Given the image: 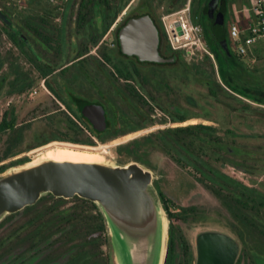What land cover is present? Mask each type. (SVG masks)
Listing matches in <instances>:
<instances>
[{"label":"flooded vegetation","instance_id":"af4514ba","mask_svg":"<svg viewBox=\"0 0 264 264\" xmlns=\"http://www.w3.org/2000/svg\"><path fill=\"white\" fill-rule=\"evenodd\" d=\"M79 1L30 0L25 14L6 13L18 29V15L25 16L24 31L19 30L25 36L27 52L21 54L27 67L17 71L0 62V171L28 160L33 151L42 154L40 149L50 144L41 142L50 138L87 149L72 151L100 156L96 150L109 152L100 149L101 141L143 129L133 126L151 120L155 108L163 114L158 121L170 124L160 129L189 125L179 123L193 117L178 109L172 86L178 75L191 76V59L171 46L158 0ZM142 16L150 18L158 34L161 62L119 48L120 30ZM165 108L187 118L172 121ZM158 130L117 142L112 154L117 161H141L154 172L169 220L164 264H194L190 229L208 220L222 223L240 242L233 264H264V191L254 182L263 154L218 132L188 133V140L169 142L158 139ZM136 138V152L134 143L119 147ZM152 150L160 159L151 158ZM225 164L248 180L225 173ZM0 264H112L103 216L94 202L77 195L42 196L0 223Z\"/></svg>","mask_w":264,"mask_h":264},{"label":"water","instance_id":"95a60500","mask_svg":"<svg viewBox=\"0 0 264 264\" xmlns=\"http://www.w3.org/2000/svg\"><path fill=\"white\" fill-rule=\"evenodd\" d=\"M209 2L213 25H223L222 5ZM0 20L25 36L0 7ZM119 48L141 60L161 62L158 34L148 16L132 19L119 32ZM97 110V109H96ZM48 194L74 195L95 203L103 216L112 264H164L169 220L154 185V172L133 158L117 161L40 154L0 171V223ZM191 233L194 264H233L240 248L221 224H200Z\"/></svg>","mask_w":264,"mask_h":264},{"label":"rangeland","instance_id":"374dc122","mask_svg":"<svg viewBox=\"0 0 264 264\" xmlns=\"http://www.w3.org/2000/svg\"><path fill=\"white\" fill-rule=\"evenodd\" d=\"M13 1L14 5L20 4V7H22L21 10H23L24 8L22 5L24 3L27 5L30 0H27V3L22 0ZM42 1L46 2V0H40V2ZM135 1L136 0H134V2ZM49 2L55 5H61L63 3H68L69 0H49ZM249 2L253 3L254 0H249ZM162 11L163 8L161 9L162 16L167 14V12ZM18 16H20V14ZM172 18L173 17H170L168 20ZM225 19L227 22L230 19L232 22H241L242 25L245 26L247 25L246 20L253 22L255 16L252 10H250V5L245 4L242 6L241 0H234L233 3H229L225 13ZM202 44L206 50L194 47L188 53L192 65H198L200 68H192V74L189 78L179 77L178 75L176 80L172 81V86L176 91L174 101L176 102L178 109L184 108L193 116L185 122L179 123V125L194 123L212 125L217 128V132L226 141H234L237 144H241L256 151L257 154H263V158H261L263 161H258L257 163L258 169L254 177V182L257 189L264 191V104L254 102L252 100L254 99V96L252 95L245 94L247 97H244L227 87L226 88L236 96L223 94L217 86V83H221L220 74L217 72V64L213 57L206 52L210 51L208 50L204 40ZM255 47L262 49L259 55H255L253 50H251L242 57L244 65L249 69V72H247L241 67L245 72L242 79L247 81L251 92L257 97V99L264 102V43L256 44ZM10 49L13 58L19 63L20 67L23 69L26 68L27 64L25 63L23 54L12 46L5 35H0V53L5 54V52ZM206 55H209L210 59L207 58ZM5 66L6 65H3L2 67ZM212 81L215 83V86L211 85L210 82ZM210 89H214L216 94H210ZM168 107L172 109L170 105ZM152 113L153 117L145 123V127L143 129L138 132H132L124 138L101 141L99 143L101 146L100 149L104 148V150L109 152H103L99 149L96 151L105 159L116 160L112 152L117 142L131 139L133 137H139L158 128L160 129L163 126L170 125L169 122L162 124L158 121V118L163 115L160 109L155 108L152 110ZM45 144H50L40 149L42 154L47 151L45 155L54 153L61 149L87 151L85 148L75 147L68 143H60L58 140H52L51 138L41 142V145ZM35 146L40 145L37 144ZM35 146H33V149H35ZM149 153L151 158L156 157L160 159L159 151L152 150ZM30 154L31 157L29 159L40 155H37L35 151ZM222 169L225 173L240 180H248V176L246 174L240 172L230 164H225L222 166ZM210 203L213 204L214 202ZM200 224L223 225L216 220L200 222L192 226L190 229V236L192 232L197 230L194 227Z\"/></svg>","mask_w":264,"mask_h":264},{"label":"trees","instance_id":"16d2710c","mask_svg":"<svg viewBox=\"0 0 264 264\" xmlns=\"http://www.w3.org/2000/svg\"><path fill=\"white\" fill-rule=\"evenodd\" d=\"M23 2H28L27 0H22ZM128 0H80V3H100V4H118L123 5ZM211 0H158V3L163 6L162 12H173L175 10H178L185 6V4L189 3L190 6V17L191 20L199 24L202 28V37L203 40L210 51V53L213 55V58L217 64V72L220 74V80L222 84L217 83L218 88L221 90V92L225 95H231L236 96L233 93H231L227 88L235 91L236 93L247 97L245 94H249L254 96V99H252L255 102L263 103V101H259L257 97L251 92L250 86L247 83L246 80L242 79V76L244 75V71L246 70L249 72V69L247 66L244 65L243 62V55L241 53H238L236 50L237 43L239 41L234 40L229 31V27L231 24V19L227 22L225 19V13L227 11V8L229 6V3H233L234 0H218V4L215 8V13H217L222 5L225 7V11L223 14V25L220 28H216L213 25V22L211 18L208 15V5ZM13 0H0V7L3 9L5 13H12V9H16L19 12H22L25 14L26 4L24 3L23 10H21L22 7H20V4L13 3ZM46 2L48 4H52L49 2V0ZM20 7V8H19ZM19 8V9H18ZM20 26L19 29L24 31L25 26V16L19 17ZM106 17H104L105 19ZM246 23L248 24L249 21L246 20ZM240 27H242V23H237ZM0 35H5L7 40L12 44L13 47H15L20 53L26 54L27 52V46L25 44V40L22 39L15 31H13L7 24L3 23L0 20ZM245 34L242 33L241 38H244ZM253 53L255 55H259L262 51V49H258L255 46L253 47ZM11 49L7 50L5 54L0 53V62H6L8 68H13L18 71L20 65L17 61H14L11 54ZM207 58H209V55H206ZM210 59V58H209ZM243 70H242V68ZM192 68H200V66L193 64ZM227 87V88H226ZM210 94L215 95V90L210 89ZM167 112H169L170 120H182L187 118L185 115H179L174 114L170 112L167 108H165ZM165 120L164 118L162 119ZM145 126V124H137L133 126V128H141ZM159 133L162 135L158 138L161 141H169L171 142L175 138H177L179 141L188 140V136L186 134L188 133H212L217 132V128L203 123H194L189 124L186 126H178V127H167L163 129L158 130ZM77 134V132H76ZM74 135V134H73ZM76 136V135H75ZM194 139V136L191 137ZM77 140V138H75ZM131 143H134V150L136 152V149L138 148L137 143L139 142V138L133 139L130 142L127 143V145L122 144L119 145L120 148L126 147L127 149L131 147ZM133 150V151H134ZM10 215H8L4 220H6ZM3 220V221H4ZM2 221V222H3ZM1 222V223H2Z\"/></svg>","mask_w":264,"mask_h":264},{"label":"built area","instance_id":"2783aa9c","mask_svg":"<svg viewBox=\"0 0 264 264\" xmlns=\"http://www.w3.org/2000/svg\"><path fill=\"white\" fill-rule=\"evenodd\" d=\"M251 10L255 16L253 22L243 27L231 22L229 27L231 37L239 41L236 50L241 54L248 53L256 44L264 43V0H254ZM170 17L173 18L168 20ZM161 20L173 48H181L188 53L194 47L206 50L202 44V28L191 20L188 3L181 9L164 14ZM242 33L244 38H241Z\"/></svg>","mask_w":264,"mask_h":264},{"label":"bare ground","instance_id":"6f19581e","mask_svg":"<svg viewBox=\"0 0 264 264\" xmlns=\"http://www.w3.org/2000/svg\"><path fill=\"white\" fill-rule=\"evenodd\" d=\"M46 156H53V157H62V156H67V157H73V158H93V159H102L101 156L97 155H91V154H85V153H80L72 150H58L54 153H49Z\"/></svg>","mask_w":264,"mask_h":264},{"label":"crops","instance_id":"0c3cea01","mask_svg":"<svg viewBox=\"0 0 264 264\" xmlns=\"http://www.w3.org/2000/svg\"><path fill=\"white\" fill-rule=\"evenodd\" d=\"M241 3H242V6H244L245 4L250 5V10H251V5H252V3H250L249 0H241ZM241 10H242V9H241ZM241 10H240V11H241ZM249 23H251V22L249 21ZM249 23H248V24H249ZM248 24H247V25H248ZM245 26H246V25H245ZM242 27H243V26H242Z\"/></svg>","mask_w":264,"mask_h":264}]
</instances>
